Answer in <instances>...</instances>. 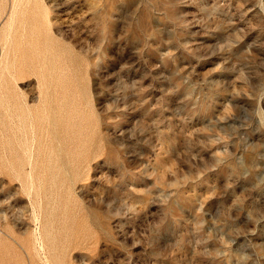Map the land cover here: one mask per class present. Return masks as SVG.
Returning <instances> with one entry per match:
<instances>
[{
    "label": "rangeland",
    "instance_id": "1",
    "mask_svg": "<svg viewBox=\"0 0 264 264\" xmlns=\"http://www.w3.org/2000/svg\"><path fill=\"white\" fill-rule=\"evenodd\" d=\"M0 264H264V0H0Z\"/></svg>",
    "mask_w": 264,
    "mask_h": 264
},
{
    "label": "crops",
    "instance_id": "2",
    "mask_svg": "<svg viewBox=\"0 0 264 264\" xmlns=\"http://www.w3.org/2000/svg\"><path fill=\"white\" fill-rule=\"evenodd\" d=\"M41 202V201H40ZM42 207H43V205H42V203H41V205H40V209H42ZM38 213V212H37ZM39 216H40V214H39ZM34 263V262H33ZM36 263V262H35Z\"/></svg>",
    "mask_w": 264,
    "mask_h": 264
}]
</instances>
